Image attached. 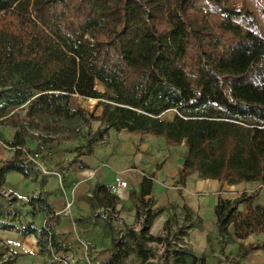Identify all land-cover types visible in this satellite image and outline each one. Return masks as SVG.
Masks as SVG:
<instances>
[{
	"label": "trees",
	"instance_id": "1",
	"mask_svg": "<svg viewBox=\"0 0 264 264\" xmlns=\"http://www.w3.org/2000/svg\"><path fill=\"white\" fill-rule=\"evenodd\" d=\"M96 83L110 94L101 95ZM73 95L100 99V114L91 117L103 125L102 135L126 131L162 137L166 148L184 145L179 192L193 173L221 185H257L233 200L219 196L215 227L221 244L231 240L230 227L237 240L264 233V207L257 204L264 187V0H0V126L16 129L6 142L14 154L0 161V197L8 173L27 179L34 173L22 148L27 137L35 138L12 110L36 96L25 109L32 121L39 107L56 113V103L66 108ZM170 110L171 121L159 118ZM153 179L143 177L131 192L137 218L143 216L139 233L125 228L113 237L105 264H122L131 254L138 264L154 259L147 245L163 238L149 234L157 216ZM92 199L109 210L118 201L107 186H97ZM27 205L32 217L40 211L47 220L41 230L30 223L21 233L35 235L40 254L50 257L48 244L54 253L60 248L47 225L51 207L42 195ZM14 209L0 204V231L16 230L21 212ZM258 250L264 242L239 245L224 264H240ZM16 258L0 245V264ZM171 258L206 264L204 256L180 248Z\"/></svg>",
	"mask_w": 264,
	"mask_h": 264
},
{
	"label": "crops",
	"instance_id": "2",
	"mask_svg": "<svg viewBox=\"0 0 264 264\" xmlns=\"http://www.w3.org/2000/svg\"><path fill=\"white\" fill-rule=\"evenodd\" d=\"M99 107L94 116L100 114ZM92 126L91 134L99 137L100 142L91 145L90 149L87 148L86 139L80 137L52 141L49 149L43 146L44 152L40 153L39 163L50 174L34 169L28 179L18 173L6 175L2 194L14 196L18 201L16 208L21 215L14 222L15 231H0V242L17 256L15 264H105L112 256L113 237L124 232L125 228L141 229L143 216L137 218L139 204L135 197H131V192L137 191L143 177L152 174L154 200L151 209L157 216L149 230L151 236H162L165 221L177 214L171 206H186L202 222L201 228L191 232L188 249L197 258L204 256L206 264H224V258H233L239 245L264 242V233L250 236L246 240H237L230 227L231 240L221 244L215 227L214 206L218 197L233 200L239 195L236 193L239 189L246 187L244 191L251 192L257 185H221L217 180H201L193 173L179 192L178 174L186 152L184 145L166 148L162 137L126 131L108 130L102 135L103 125L96 121ZM12 131L7 133L6 142H11L15 133ZM39 142L38 139L27 137L24 148L29 152H38ZM3 147L0 148V161L10 159L14 154L7 145ZM159 166L160 169H157ZM116 177L126 181L128 187L114 194L111 186ZM190 185L193 189H190ZM97 186L110 187V193L118 198L113 210L100 207L92 199L93 190ZM37 195H42L51 207L53 218L47 225L57 236L56 241L60 246L49 261L40 254L35 235L21 233L30 223L37 230L45 226L47 216L38 211L32 217L31 208L27 205ZM263 197L264 187L257 198V204L264 207ZM1 201L0 204L6 209L13 206L8 207V203ZM206 212L209 215L208 221ZM229 254L233 256L229 257ZM130 261L133 259L129 256L122 264ZM135 261L129 264H137ZM240 264H264V250L250 253Z\"/></svg>",
	"mask_w": 264,
	"mask_h": 264
},
{
	"label": "rangeland",
	"instance_id": "3",
	"mask_svg": "<svg viewBox=\"0 0 264 264\" xmlns=\"http://www.w3.org/2000/svg\"><path fill=\"white\" fill-rule=\"evenodd\" d=\"M95 88L99 91L101 95H108L110 94L109 91H107L104 86H102L99 83H96ZM10 88L5 87L2 89L3 92L8 91ZM36 96L28 100L26 103L22 104L19 108H15L12 111L15 112L17 110L21 118L23 119V122L27 128V131L34 136V140H40V144L38 146L42 145L45 146V149H49V144L52 141L57 140L61 137H80L81 139H86L85 141L88 143V149H90V146L96 145L97 142H100L99 138L95 136L93 133V126L92 123H95L94 117H91L90 115L82 114L81 112L77 111V107H80L82 110L83 106H85V101L83 98H79L76 95L72 96V99L69 103V105L65 108L63 107V102L58 101V111L56 113H52L51 110H45L44 108L39 107L40 113H36L32 119V121L26 120L25 117V109L28 105H30ZM101 109V106L99 107ZM175 111L170 110L167 111L159 116L162 120H172L174 117ZM10 128V127H9ZM7 126H0V148H4L3 146H6V138L7 133L11 132L12 130L15 132L16 129L11 128L12 130H9ZM12 131V132H13ZM51 148V147H50ZM47 149V151H48ZM193 185V183H191ZM192 185H190V189L192 188ZM247 190L246 187L241 188L238 190V194ZM240 191V192H239ZM264 198V197H263ZM2 200V201H1ZM10 200H16L14 196H10L8 194H2L0 201L9 203ZM148 200V198H147ZM154 200V199H153ZM18 201L16 200L13 202V209L16 208V203ZM264 202V200H263ZM10 205H8L9 207ZM174 215H171L170 218H168L165 222L166 226L162 231V237L163 240L161 243H155V245H147V248L153 251L154 253V259L151 261V264H170V261L173 260L171 258V255L174 251L177 250L178 244L182 242L183 239L188 240V244L190 243L189 237L191 236V232L194 230H197L202 227V222L197 217V215L193 216L190 212H185L183 209L179 206H171ZM16 210V209H14ZM19 211V209H18ZM15 214H17L16 211ZM207 221L209 220L208 212L205 213ZM9 216H5L3 218V221H8ZM158 237V236H157ZM264 239V237H263ZM2 243L0 242V245ZM189 248V245H188ZM188 248H183V250L192 253V251ZM182 249V248H180ZM233 256V254H229V257ZM47 257L48 261L50 259L49 256ZM136 258V255L131 254L130 259ZM52 259V258H51ZM51 261V260H50ZM157 261V263H155ZM137 264L139 263V259L136 258ZM172 262V261H171ZM128 263V264H129ZM173 264V263H172Z\"/></svg>",
	"mask_w": 264,
	"mask_h": 264
},
{
	"label": "built area",
	"instance_id": "4",
	"mask_svg": "<svg viewBox=\"0 0 264 264\" xmlns=\"http://www.w3.org/2000/svg\"><path fill=\"white\" fill-rule=\"evenodd\" d=\"M78 97V96H77ZM80 98V97H79ZM84 99V103H85V114L86 115H93L95 110L97 109V107L100 106V99H95V98H83ZM40 144V142H39ZM10 150H12L11 148H9ZM23 151V156L22 159L27 162V163H31L34 167L35 170H39L42 171L44 174H50V172L44 170V168L41 166V164L39 163L40 160V153L44 152V148L42 145H40V149L38 152H29L27 149L22 148ZM128 187V184L126 181H124L123 179L116 177L114 179V182L111 186V192L112 193H117L119 190H123L126 189ZM134 231L136 233H139L140 229L135 230ZM150 245H155V243H150ZM188 240L187 239H183L182 242L180 244H178L177 249L178 248H188ZM47 250L49 251V254L53 257V249L51 248L50 244H48L47 246ZM157 263V261L155 262ZM158 264V263H157ZM161 264V263H159ZM170 264H172V262L170 261Z\"/></svg>",
	"mask_w": 264,
	"mask_h": 264
}]
</instances>
